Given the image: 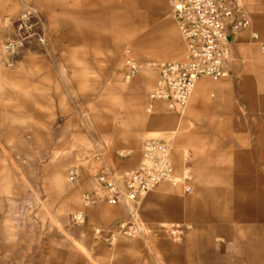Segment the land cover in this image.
Instances as JSON below:
<instances>
[{
  "label": "rangeland",
  "instance_id": "1",
  "mask_svg": "<svg viewBox=\"0 0 264 264\" xmlns=\"http://www.w3.org/2000/svg\"><path fill=\"white\" fill-rule=\"evenodd\" d=\"M160 2L0 0V264H188L187 248L196 254L209 227L210 249L222 264H264V171L246 167L258 137L264 145V51L243 34L232 46L227 77L204 78L211 86L206 103L193 104V92L177 113L150 103L160 64L184 51L168 1ZM237 2L264 41L257 26L264 0ZM28 7L40 15L44 44L7 54L3 47ZM164 31L175 42L167 57L152 58ZM126 50L137 65L130 78ZM149 139L168 145L176 176L186 164L188 181L107 204L97 177H112L124 192ZM91 193L96 202L82 207ZM251 198L259 202H246ZM233 206H252L255 217L235 223ZM79 211L83 223L72 219ZM202 211L218 221H201ZM220 227L230 236L216 234ZM245 230L254 231L245 237ZM192 263L201 261L195 256Z\"/></svg>",
  "mask_w": 264,
  "mask_h": 264
},
{
  "label": "built area",
  "instance_id": "2",
  "mask_svg": "<svg viewBox=\"0 0 264 264\" xmlns=\"http://www.w3.org/2000/svg\"><path fill=\"white\" fill-rule=\"evenodd\" d=\"M183 42L180 60L163 62L159 76L149 99L150 103L163 102L168 111L180 112L185 107L196 83L207 78L219 81L227 77L232 57V46L239 37L249 33L250 39L264 51V41L251 31L250 19L237 0H167ZM15 35L3 50L16 54L27 44H44L41 19L33 7L22 10L15 21ZM125 75L132 77L137 71L135 61L125 51ZM151 104L148 105V111ZM76 169L69 170L73 179ZM189 172L184 164L181 176H176L170 157V148L161 140L149 139L142 143L139 166L124 181V192L112 177L100 174L97 182L104 191V201L116 206L123 198L133 201L154 190L162 183L175 185L179 180L188 181ZM94 193L82 196V207L94 204ZM72 219L83 223V213L77 212Z\"/></svg>",
  "mask_w": 264,
  "mask_h": 264
},
{
  "label": "crops",
  "instance_id": "3",
  "mask_svg": "<svg viewBox=\"0 0 264 264\" xmlns=\"http://www.w3.org/2000/svg\"><path fill=\"white\" fill-rule=\"evenodd\" d=\"M154 1L157 4L161 3L160 0H154ZM117 14H118L117 17L119 20L122 21V24L123 23L127 24L125 16L120 17L119 12ZM132 24H133V19L129 20V23L127 25L133 26ZM257 26H258L259 30L261 31V33L264 35V23L262 21L261 22L257 21ZM239 38L237 40H239ZM170 41H172L171 43L175 42V35L170 31H164L162 41L157 42L156 44L153 45V47L150 51L151 57L152 58L167 57L168 52H169L168 50L170 48H172ZM174 49H175V47H174ZM140 53L141 52L138 48L134 49V54L136 56H139ZM260 60L262 62H264V57H262ZM210 87H211L210 84L204 78L200 79L196 83V85L192 91L193 92V104L206 103L207 102L206 94H207V91L209 90ZM251 94H252V92L250 90L247 91V101H248V104L250 106L253 105V99H252ZM259 98L262 100L261 101V103H262L261 107H263L262 111L264 112V95L259 96ZM259 98H258V100H259ZM158 123L164 124L165 120L159 119ZM250 154L252 155V157H255V160H252V162L250 164L246 165L247 169H249V170H259L260 169V170L264 171V145H263L262 140L259 137L256 139L254 148L250 150ZM262 177H263L262 179L264 180V174ZM198 178L200 180H207L202 175H199V174H198ZM263 185H264V182H263L262 186ZM236 197L237 196H235V195L232 196V203H235V204L238 203ZM248 197H249V195H248ZM246 202H249V203L257 202L258 203L259 201L255 200V199L252 200V198H251V200L247 199ZM261 203H264L263 198L261 200ZM240 210L238 209L237 206H235V207L233 206V208L230 212V216L233 217V221L235 223H238L239 218L241 219V223H242L243 219L255 217L254 209L252 206L251 207L249 206V208L245 212H243L244 210L243 211L242 210L240 211ZM249 212H250V214H249ZM169 213H170V215L176 214L175 211H170ZM200 216H201V221H203L205 223H209V222H213L214 220H217L216 219L217 217H214L213 214H211L208 211H202L200 213ZM247 231L252 233L254 230H245V232H243L245 237L247 236ZM215 232H216V234H220V235H222L223 232H227L228 234L230 233L229 229H225V228H221V227L216 229ZM262 233H264V230H262ZM212 234H213L212 228L209 227V228H207V230H205V232L202 234V236L199 239V251L196 254L193 252V250L191 248H187L186 254H187L188 260H189L188 264H194V263H192V261H193L195 256L198 257V259L201 261V264H222V257L220 255V253L210 249V240H211ZM229 236H230V234H229ZM235 240L237 242H239L240 239L236 238ZM247 240L249 241V239H247ZM241 241H243V239ZM248 245H249V242H248ZM263 245H264V243H263ZM262 261L264 262V259H262Z\"/></svg>",
  "mask_w": 264,
  "mask_h": 264
},
{
  "label": "bare ground",
  "instance_id": "4",
  "mask_svg": "<svg viewBox=\"0 0 264 264\" xmlns=\"http://www.w3.org/2000/svg\"><path fill=\"white\" fill-rule=\"evenodd\" d=\"M195 87V86H194ZM194 89V88H193ZM193 89H192V91H193ZM192 91L190 92V95L192 94ZM190 95H189V97H190ZM122 201H125V202H127L128 201V199H126V198H123V200Z\"/></svg>",
  "mask_w": 264,
  "mask_h": 264
}]
</instances>
